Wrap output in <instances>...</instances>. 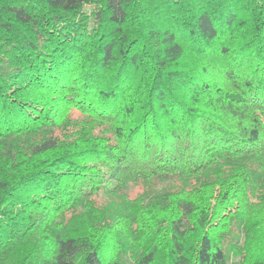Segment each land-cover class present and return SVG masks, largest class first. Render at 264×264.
<instances>
[{
	"label": "trees",
	"instance_id": "obj_1",
	"mask_svg": "<svg viewBox=\"0 0 264 264\" xmlns=\"http://www.w3.org/2000/svg\"><path fill=\"white\" fill-rule=\"evenodd\" d=\"M229 252L264 264V0H0V264Z\"/></svg>",
	"mask_w": 264,
	"mask_h": 264
},
{
	"label": "rangeland",
	"instance_id": "obj_2",
	"mask_svg": "<svg viewBox=\"0 0 264 264\" xmlns=\"http://www.w3.org/2000/svg\"><path fill=\"white\" fill-rule=\"evenodd\" d=\"M105 202H108V203H112V201L114 200V198H107V197H103ZM229 263L230 264H236L237 261L239 260V257L236 256L235 254H233L232 252H229Z\"/></svg>",
	"mask_w": 264,
	"mask_h": 264
}]
</instances>
